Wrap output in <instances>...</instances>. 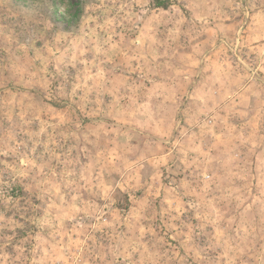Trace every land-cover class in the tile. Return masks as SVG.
I'll list each match as a JSON object with an SVG mask.
<instances>
[{
  "label": "rangeland",
  "instance_id": "1",
  "mask_svg": "<svg viewBox=\"0 0 264 264\" xmlns=\"http://www.w3.org/2000/svg\"><path fill=\"white\" fill-rule=\"evenodd\" d=\"M0 264H264V0H0Z\"/></svg>",
  "mask_w": 264,
  "mask_h": 264
},
{
  "label": "trees",
  "instance_id": "2",
  "mask_svg": "<svg viewBox=\"0 0 264 264\" xmlns=\"http://www.w3.org/2000/svg\"><path fill=\"white\" fill-rule=\"evenodd\" d=\"M162 2H159L158 5L160 6Z\"/></svg>",
  "mask_w": 264,
  "mask_h": 264
}]
</instances>
